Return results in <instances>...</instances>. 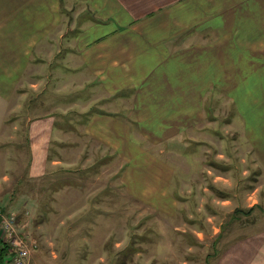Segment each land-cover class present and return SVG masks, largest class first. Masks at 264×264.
Returning <instances> with one entry per match:
<instances>
[{
	"label": "rangeland",
	"instance_id": "rangeland-1",
	"mask_svg": "<svg viewBox=\"0 0 264 264\" xmlns=\"http://www.w3.org/2000/svg\"><path fill=\"white\" fill-rule=\"evenodd\" d=\"M63 12L59 26L34 28L66 35L78 30L81 14L75 11L76 25H68L74 11ZM4 37L1 32L0 211L14 213L18 232L38 244L32 264H228L229 257L246 254L251 233L264 228V182L254 185L264 181V161L252 162L256 155L247 154L257 141L251 133L264 136V90L257 88L264 75L253 77L249 108L244 92L236 103L234 91H221L211 107L217 121L209 123L220 135L204 131L193 153L182 143L172 142L173 148L136 139L173 172L168 196L151 203L127 197L124 158L86 134L88 107L70 102L87 90L83 83L69 86L68 59L52 44L38 52L43 42ZM49 114L56 128L46 169L35 174L31 135L41 130L36 119ZM143 182L140 192L147 194L154 181Z\"/></svg>",
	"mask_w": 264,
	"mask_h": 264
},
{
	"label": "crops",
	"instance_id": "crops-1",
	"mask_svg": "<svg viewBox=\"0 0 264 264\" xmlns=\"http://www.w3.org/2000/svg\"><path fill=\"white\" fill-rule=\"evenodd\" d=\"M62 8L74 11L68 25H76L75 11L81 14L78 30L66 35L34 28L59 26ZM1 32L7 41L43 42L38 52L52 44L68 59L69 86L83 83L87 90L70 102L88 107L86 134L124 158L127 197L151 203L168 196L173 172L136 139L173 148L172 142L182 143L193 153L201 133L220 135L209 123L217 121L211 107L221 91H234L236 103L244 92L249 108L253 77L264 75V0H0ZM257 83L264 90V80ZM36 120L41 130L31 135L32 171L41 174L56 117ZM251 134L257 141L247 154L256 155L252 162L264 161V136ZM143 181H154L147 194L140 192ZM245 243L246 254L229 257L228 264H264V228Z\"/></svg>",
	"mask_w": 264,
	"mask_h": 264
},
{
	"label": "built area",
	"instance_id": "built-area-1",
	"mask_svg": "<svg viewBox=\"0 0 264 264\" xmlns=\"http://www.w3.org/2000/svg\"><path fill=\"white\" fill-rule=\"evenodd\" d=\"M17 218L14 213L4 215L0 211V236L10 246V256L6 259L7 264H32L31 257L33 251L38 248V244L27 240L25 235L18 232ZM38 264H50L43 261Z\"/></svg>",
	"mask_w": 264,
	"mask_h": 264
},
{
	"label": "trees",
	"instance_id": "trees-1",
	"mask_svg": "<svg viewBox=\"0 0 264 264\" xmlns=\"http://www.w3.org/2000/svg\"><path fill=\"white\" fill-rule=\"evenodd\" d=\"M10 246L0 236V264H7L6 259L10 253Z\"/></svg>",
	"mask_w": 264,
	"mask_h": 264
}]
</instances>
